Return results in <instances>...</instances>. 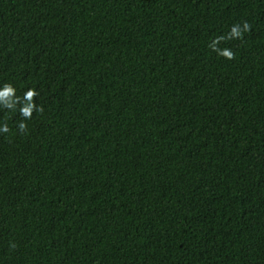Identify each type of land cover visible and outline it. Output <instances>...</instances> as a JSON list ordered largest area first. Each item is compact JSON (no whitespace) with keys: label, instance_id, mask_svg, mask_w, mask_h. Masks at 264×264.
Masks as SVG:
<instances>
[{"label":"trees","instance_id":"trees-1","mask_svg":"<svg viewBox=\"0 0 264 264\" xmlns=\"http://www.w3.org/2000/svg\"><path fill=\"white\" fill-rule=\"evenodd\" d=\"M0 264H264V0H0Z\"/></svg>","mask_w":264,"mask_h":264},{"label":"clouds","instance_id":"clouds-1","mask_svg":"<svg viewBox=\"0 0 264 264\" xmlns=\"http://www.w3.org/2000/svg\"><path fill=\"white\" fill-rule=\"evenodd\" d=\"M247 27H248V26L245 25V29H247ZM233 31H235V28H233ZM237 35H239V33H237ZM223 55L226 56V57L229 58V59L232 58V54H231V52H225ZM27 95H28L29 97H32V96H35L36 93H35L34 91H32V90H29L28 93H27ZM23 114H24L25 117H30L31 112H30V110H25ZM24 127H25V126H24L23 124L20 125V128H21V129H23ZM4 131H7V128H5Z\"/></svg>","mask_w":264,"mask_h":264}]
</instances>
